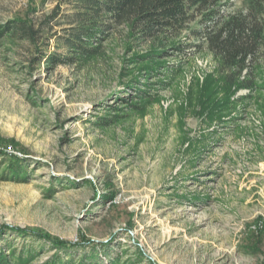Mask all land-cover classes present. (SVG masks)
Segmentation results:
<instances>
[{
    "label": "rangeland",
    "instance_id": "obj_1",
    "mask_svg": "<svg viewBox=\"0 0 264 264\" xmlns=\"http://www.w3.org/2000/svg\"><path fill=\"white\" fill-rule=\"evenodd\" d=\"M250 1L222 0L220 14H251L264 29V5ZM73 6L0 0V24L24 19L42 30L37 45L0 37V228L94 240L60 253L92 264H264V30L257 87L229 99L206 43L189 57L169 49L140 62L150 44L125 29L95 44L100 55L70 61L62 37ZM191 15L175 39L200 42L191 32L207 16ZM53 54L68 59L55 64ZM17 156L20 175L5 178L6 159ZM7 236L16 258L35 253L29 264L58 251Z\"/></svg>",
    "mask_w": 264,
    "mask_h": 264
},
{
    "label": "trees",
    "instance_id": "obj_2",
    "mask_svg": "<svg viewBox=\"0 0 264 264\" xmlns=\"http://www.w3.org/2000/svg\"><path fill=\"white\" fill-rule=\"evenodd\" d=\"M222 0H74L75 11L72 14L71 27L63 35L65 50L71 53L70 61L77 58H91L101 54L99 43L113 35L116 31L128 30V35L142 43L150 44L149 52L137 54L140 62L164 59L175 50L180 57H189L194 54L189 47L194 46L196 51L206 46L214 54L220 64L221 78L225 84V92L231 99L237 91L244 89L252 92L257 87L254 74V63L260 47L263 27L249 21L250 15L233 14L224 19L219 11ZM255 7H263L264 0H251ZM195 9L206 13L208 22L203 30L193 29L192 34L200 38V42H182L177 40L182 29L187 26ZM260 9V8H258ZM260 11V10H259ZM258 13V11H257ZM257 14H255V17ZM121 28V29H120ZM41 29L34 23L24 19H14L6 24H0V37L7 36L11 40L28 41L38 44L41 41ZM60 37L62 35H59ZM189 40V39H188ZM53 54L49 60L52 63L67 61V57H58ZM68 56V55H66ZM80 56V57H78ZM154 66V65H153ZM176 67V66H175ZM172 67V71L176 68ZM156 71V67L147 68ZM246 71V72H245ZM245 72V73H244ZM147 76L150 74L146 72ZM138 97L147 95L139 90ZM251 92L249 94H251ZM247 96H243L245 98ZM119 115L116 114V117ZM0 155L3 152L0 151ZM22 160L20 157H8L7 165L3 169L5 178L8 174L20 175ZM1 170V166H0ZM16 232L21 236L37 237L57 249L49 260L41 264H92L90 256L80 259L61 256L60 253L76 250L78 247H96L94 240L70 242L62 240L50 232L39 228L16 227L4 224L0 228V264H29L34 260V254L20 255L16 252L4 250L9 245L8 233ZM68 254V253H67ZM118 259H112L108 264H118ZM94 264V262H93Z\"/></svg>",
    "mask_w": 264,
    "mask_h": 264
}]
</instances>
